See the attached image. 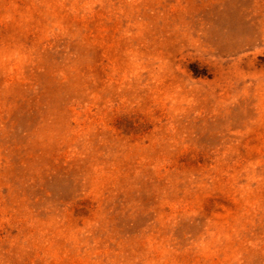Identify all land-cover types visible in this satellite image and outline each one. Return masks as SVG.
<instances>
[{"label": "rangeland", "instance_id": "1", "mask_svg": "<svg viewBox=\"0 0 264 264\" xmlns=\"http://www.w3.org/2000/svg\"><path fill=\"white\" fill-rule=\"evenodd\" d=\"M0 264H264V0H0Z\"/></svg>", "mask_w": 264, "mask_h": 264}]
</instances>
